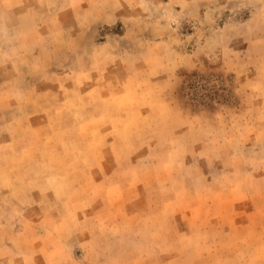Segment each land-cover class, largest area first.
I'll return each mask as SVG.
<instances>
[{"label": "rangeland", "instance_id": "374dc122", "mask_svg": "<svg viewBox=\"0 0 264 264\" xmlns=\"http://www.w3.org/2000/svg\"><path fill=\"white\" fill-rule=\"evenodd\" d=\"M0 264H264V0H0Z\"/></svg>", "mask_w": 264, "mask_h": 264}]
</instances>
